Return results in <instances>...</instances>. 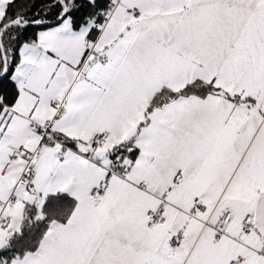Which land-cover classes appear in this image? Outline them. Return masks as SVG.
Masks as SVG:
<instances>
[{
  "label": "snow or ice",
  "instance_id": "obj_1",
  "mask_svg": "<svg viewBox=\"0 0 264 264\" xmlns=\"http://www.w3.org/2000/svg\"><path fill=\"white\" fill-rule=\"evenodd\" d=\"M0 264H264V0H0Z\"/></svg>",
  "mask_w": 264,
  "mask_h": 264
}]
</instances>
